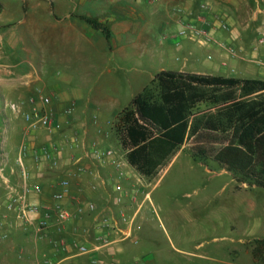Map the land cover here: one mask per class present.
Here are the masks:
<instances>
[{
	"label": "rangeland",
	"instance_id": "obj_1",
	"mask_svg": "<svg viewBox=\"0 0 264 264\" xmlns=\"http://www.w3.org/2000/svg\"><path fill=\"white\" fill-rule=\"evenodd\" d=\"M112 9L111 5L99 6V0H0V69L6 68L9 78H20L31 87L33 64L65 67L70 82L64 86L71 99L65 108L71 111L65 113L67 124L71 120L76 125L89 122L100 130L101 150L110 148L117 157L127 159L114 129L117 114L129 107L162 69L182 71L183 61L164 54L176 50V42L197 50L200 46L181 38L163 40L164 33L156 32L146 48L149 50L128 49L127 57L124 53L113 54L111 63L100 66L101 34L79 17L104 23L103 19L113 18ZM102 12L106 14L101 15ZM117 23L106 22L110 28ZM145 40L148 39H141V43L145 44ZM41 45L44 52L39 53ZM48 46L61 53L49 54ZM196 59L191 58L183 71L217 74L211 62ZM254 74V69L247 67L244 77L257 79ZM56 77L65 76L59 73ZM104 81H108L103 86L108 100L104 111L99 112V118L94 112L90 118L80 114L81 121L77 123L76 101L80 98L87 102L91 96L94 102L99 97V82ZM153 89L157 92V85ZM51 94L58 98V94ZM5 101L8 100L0 94V202L7 199L12 189L22 192L17 159L25 145L30 149L36 142L23 119L4 109ZM204 109L205 105L201 107ZM72 130L65 129V136L73 137ZM42 140L44 144L48 141L46 137ZM224 141L222 136L201 133L171 155L157 177H146V193L150 197L135 218L134 239L138 242L122 245L137 258L130 264H264V189L212 159L195 156L199 150L219 148ZM128 170L136 174L133 168ZM118 181L121 186L132 182ZM143 198L138 199L137 207ZM53 219H48L47 226ZM4 232L0 228V264H30V255L26 256L24 249L31 250L33 244L21 247V236L4 240Z\"/></svg>",
	"mask_w": 264,
	"mask_h": 264
},
{
	"label": "crops",
	"instance_id": "obj_2",
	"mask_svg": "<svg viewBox=\"0 0 264 264\" xmlns=\"http://www.w3.org/2000/svg\"><path fill=\"white\" fill-rule=\"evenodd\" d=\"M106 5L113 7V18L103 19V21H117L118 23L111 25L112 37L110 41L99 31L101 34L99 35L100 66H107L108 63H111L113 54L124 53L127 57L128 49L149 50L146 48L149 47L150 38L156 32L164 33V35H176L182 30L183 21L196 22L206 14L208 28L213 35L211 43L200 45L195 41L182 39V41H188L191 44H198L200 50L176 42V50L164 52L171 59L175 58L176 61L184 62L182 71L178 73L199 74L183 70L191 58H197L196 60L205 58L211 62V67L217 73L212 76L249 79L244 77V74L245 69L251 67L254 69L256 78L264 80V45L258 41L264 32V0H99V6ZM204 6L208 9L207 11ZM104 14L106 13H101V15ZM214 15H221L227 23L228 29H222L214 23L212 19ZM141 39L148 40L142 44ZM50 46L47 49L49 54L61 53ZM40 48L39 53L44 52L42 45ZM65 69L60 64L56 68L50 63L46 66L33 64L30 75L34 78L31 87L29 83L21 82L20 78H9L10 72L6 68L0 69V94L3 98L8 101H19L29 99L38 89L43 90L52 98V109L57 121L62 126V130L55 140L62 143L64 139L67 141L77 138L81 142L79 148L68 147L62 155L61 163L57 167H51L46 162L38 163L35 160L32 150H40L48 145V141L45 144L42 143V138L46 137L48 140L47 134L38 132L36 135H32V139H35L36 142L30 145V151L24 157L25 166L30 174V183L43 188L42 195L32 196L30 200L41 204L44 210L55 204H60L72 213V219L61 224L56 220L55 215H51L54 217L53 221L49 223L43 233H40L37 221L24 223L14 220L13 215H10L9 222L3 230L8 235V239L21 236V247H26L27 243L33 244L31 250L24 249L26 256L30 255V264H46L47 261H53L54 264H65L66 262L69 264H92L93 258H98L101 264H130L132 259L136 260L137 258L122 245L135 241V218L145 200L150 197V193H146L148 188L145 184L146 177L134 169L136 174L133 173L128 178H121L119 172L109 162H97L93 158L91 145L97 143L100 149V130L91 127L89 122L82 121L80 125H76L71 120V124H67L65 108L67 104H70L71 99L64 86L70 82L64 73ZM56 71L58 72L56 73ZM162 71L166 70L162 69ZM110 72L109 69L108 74ZM59 73L64 74L65 77L57 78L56 74ZM12 74H17V71H13ZM107 83L108 81H104L102 84L99 82V97L95 98L94 102L91 96L87 102L83 99L79 100L80 98L76 101L77 109L74 119L77 123L81 121L80 114H85L86 118H90L94 112L99 118V112L104 111L108 101L103 87ZM52 92L58 94V98H53ZM38 105L40 102H37ZM69 127L74 128L72 131L75 132L74 136L70 138L64 134V130ZM38 144L42 145L37 146ZM117 158L121 159V157ZM125 160L127 159L125 158ZM120 179L132 182L128 186H122L123 191H117L116 186L121 185L118 181ZM61 180L69 181L70 189L64 194L63 199L57 202L54 195L63 192V189L58 186ZM141 196H144L143 201L137 207V201ZM90 203L97 207L96 211L92 213L87 210ZM80 206L84 208V212L78 215L77 210ZM122 214L129 219H134L132 238H124L121 233L111 227L99 230L98 226L105 217L117 219ZM77 228L79 231L76 230ZM84 228L90 229L89 235L83 234ZM100 237L107 238L112 244L98 252L87 255L80 254L79 246L88 245L95 248L102 244ZM41 255L47 260H42Z\"/></svg>",
	"mask_w": 264,
	"mask_h": 264
},
{
	"label": "trees",
	"instance_id": "obj_3",
	"mask_svg": "<svg viewBox=\"0 0 264 264\" xmlns=\"http://www.w3.org/2000/svg\"><path fill=\"white\" fill-rule=\"evenodd\" d=\"M79 18L111 40L106 22ZM114 129L129 164L147 178L157 177L189 139L201 133L222 136L219 148L195 156L264 189V80L162 71L118 115Z\"/></svg>",
	"mask_w": 264,
	"mask_h": 264
},
{
	"label": "built area",
	"instance_id": "obj_4",
	"mask_svg": "<svg viewBox=\"0 0 264 264\" xmlns=\"http://www.w3.org/2000/svg\"><path fill=\"white\" fill-rule=\"evenodd\" d=\"M205 11L208 9L204 6ZM213 22L218 24L222 29H228L227 23L223 20L221 15H214ZM184 25L182 30L176 35H165L163 40L171 41L175 39H188L199 43L200 45H206L213 41V35L208 28L206 14L199 18L198 21H183ZM259 43L264 45V32L258 39ZM37 102L40 105L37 106ZM30 107V108H29ZM4 109L10 110L16 116H19L27 125V130L30 134L34 135L38 132H45L48 136V145H45L40 150H33L36 162L48 163L51 167H57L62 161V155L66 152L68 147L79 148L81 146L77 138L65 140L61 143L55 140V137L61 132L62 126L57 121L54 111L52 109V98L45 94L41 89H38L33 96L29 99H22L19 101H5ZM67 113H71L67 110ZM29 146L23 147V151L17 159V167L20 177L23 180V189L21 193L10 192L7 199L0 202V228H5L9 222L10 215H15L17 221L24 223H31L37 221L39 226V232L43 233L48 224V219L51 215H55L58 222L61 224L67 223L73 217L72 213L62 207L60 204H55L48 209H43L41 204L32 202L30 197L40 196L43 193V188L37 184L30 183V174L25 166L24 157L29 151ZM93 158L99 163L109 162L119 172V176L131 177L133 173L127 172L132 167L124 158H117L116 153L110 148L99 149L97 143L91 145ZM78 161V160H77ZM2 171V170H1ZM0 175H2L0 173ZM5 182L3 176H1ZM58 186L63 189L62 193H56L54 199L60 202L64 194L69 191L70 183L67 180H61ZM117 191H123L121 185L116 186ZM135 199V196H134ZM95 204H88L87 210L89 212L96 211ZM84 212V208L80 206L77 210V214L81 215ZM133 225L134 219L127 218L124 214L120 215L117 219L105 217L101 224H99V230L111 227L113 230L118 231L124 238L129 239L133 237ZM127 226V227H125ZM84 235L90 234V229L84 228L82 230ZM7 235L3 236L6 239ZM102 244L91 248L88 245L79 246V252L82 255H87L93 252H98L104 247L111 245L112 243L107 239L100 237ZM135 243L138 240L134 241ZM65 245V244H64ZM92 264H101L98 258H93ZM46 264H54L53 261H47Z\"/></svg>",
	"mask_w": 264,
	"mask_h": 264
}]
</instances>
